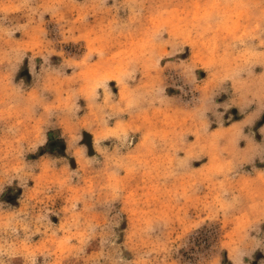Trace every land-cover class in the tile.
I'll return each mask as SVG.
<instances>
[{
    "label": "rangeland",
    "instance_id": "374dc122",
    "mask_svg": "<svg viewBox=\"0 0 264 264\" xmlns=\"http://www.w3.org/2000/svg\"><path fill=\"white\" fill-rule=\"evenodd\" d=\"M0 264H264V0H0Z\"/></svg>",
    "mask_w": 264,
    "mask_h": 264
}]
</instances>
